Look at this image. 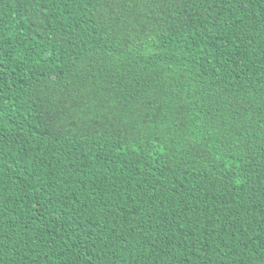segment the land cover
<instances>
[{
    "label": "trees",
    "instance_id": "obj_1",
    "mask_svg": "<svg viewBox=\"0 0 264 264\" xmlns=\"http://www.w3.org/2000/svg\"><path fill=\"white\" fill-rule=\"evenodd\" d=\"M0 264H264V0H0Z\"/></svg>",
    "mask_w": 264,
    "mask_h": 264
}]
</instances>
